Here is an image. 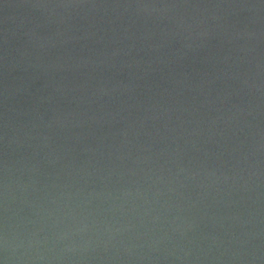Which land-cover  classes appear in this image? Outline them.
<instances>
[{
	"label": "water",
	"instance_id": "obj_1",
	"mask_svg": "<svg viewBox=\"0 0 264 264\" xmlns=\"http://www.w3.org/2000/svg\"><path fill=\"white\" fill-rule=\"evenodd\" d=\"M0 264H264V0H0Z\"/></svg>",
	"mask_w": 264,
	"mask_h": 264
}]
</instances>
